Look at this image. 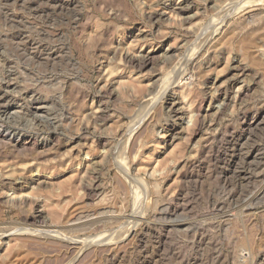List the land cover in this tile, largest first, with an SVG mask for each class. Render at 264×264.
<instances>
[{
    "label": "rangeland",
    "instance_id": "obj_1",
    "mask_svg": "<svg viewBox=\"0 0 264 264\" xmlns=\"http://www.w3.org/2000/svg\"><path fill=\"white\" fill-rule=\"evenodd\" d=\"M12 1L0 0V87L15 105L0 110V264H264V5L213 32L206 10L241 0ZM165 1L191 10L158 16ZM142 56L154 62L139 69Z\"/></svg>",
    "mask_w": 264,
    "mask_h": 264
},
{
    "label": "bare ground",
    "instance_id": "obj_2",
    "mask_svg": "<svg viewBox=\"0 0 264 264\" xmlns=\"http://www.w3.org/2000/svg\"><path fill=\"white\" fill-rule=\"evenodd\" d=\"M15 0H13L12 2H14ZM22 2H23V0H21ZM42 1V0H41ZM63 0H52V3H53V6L52 7H54V8H58V7H60L59 6V3L60 2H62ZM240 1V0H239ZM6 2V1H5ZM8 2V1H7ZM43 2V1H42ZM66 3V2H65ZM62 4V3H61ZM60 4V5H61ZM162 5H163V9H164V11H163V13H162V15H158V16H163V15H165V14H167V12H169V13H173V14H175V16H185L186 14H188L189 13V11L191 10V4H188V3H183V4H180V7L179 8H174V6H173V4H172V2L171 1H165V2H162ZM262 6V5H264V0H241L240 2H238L237 3V1L235 2V3H233V4H231L230 5V7L228 8V9H220V10H216V11H214V9L211 11V10H209V9H207L206 11H207V13H208V15H210L209 16V21L207 22L208 23V25H207V27L205 26V28L204 29H213L214 31L213 32H218L220 29H222V27H224L225 26V24H226V22H227V20H228V17L229 16H231L230 14H229V11L230 10H232V9H234V8H236V9H238L237 10V12H239V14L240 13H242V14H244V13H246V12H248V11H250V9H252L253 10V8L254 7H256V6ZM51 7V8H52ZM62 7V6H61ZM60 7V8H61ZM227 7V6H226ZM263 7V6H262ZM53 8V9H54ZM62 9V8H61ZM64 9V8H63ZM235 9V10H236ZM236 11H234L233 12V14L235 13ZM160 13V12H159ZM158 13V14H159ZM204 13V12H203ZM69 15V14H68ZM153 15V14H152ZM151 15V16H152ZM235 15H236V13H235ZM237 15H238V13H237ZM246 16V15H245ZM242 17V16H241ZM181 19V18H180ZM182 19L184 20V21H186V20H189L190 18L189 17H182ZM181 19V20H182ZM154 20H155V18H154ZM156 20H157V18H156ZM11 21V20H10ZM157 21H159V20H157ZM189 23V22H188ZM190 24V23H189ZM18 28V27H17ZM201 28V27H200ZM187 29H191V28H187ZM187 31V30H186ZM213 32H211V34L213 33ZM208 33V32H207ZM206 33V34H207ZM210 34V33H209ZM210 34V35H211ZM193 35V34H192ZM23 36V35H22ZM188 36V35H187ZM207 36V35H206ZM205 36V37H206ZM209 36V35H208ZM193 37H195V36H193ZM192 37V38H193ZM201 37V36H200ZM205 37H204V39H205ZM189 38V37H188ZM210 38V37H209ZM10 39V38H9ZM29 39V38H28ZM187 39V38H186ZM203 39V38H202ZM201 39V40H202ZM11 40V39H10ZM25 40V39H24ZM192 40V39H191ZM208 40V39H207ZM206 40V41H207ZM184 41H186V40H184ZM199 41V40H198ZM205 41V40H204ZM205 41V42H206ZM11 42V41H10ZM205 42H202V43H200V42H198V45L197 46H195V44H191V47H192V49H191V54L189 53V55H188V53H187V55L183 58V59H181V60H179L177 63H176V65H175V67L171 70V72L174 74V75H177L176 77L178 78V79H180V78H183V76H185V74L188 72V64H191L193 61H199L200 60V58H201V55H203V53H204V51L202 50L201 51V49L206 45H203ZM208 42V41H207ZM209 43V42H208ZM31 44H32V42H31ZM37 45V44H36ZM18 47H21V46H18ZM199 47V48H198ZM53 48V47H52ZM199 50H198V49ZM20 49V48H19ZM171 49V48H170ZM171 50H173V48L171 49ZM170 50V51H171ZM189 50V49H188ZM17 51V50H16ZM18 52V51H17ZM23 52V51H22ZM206 52H208V51H206ZM31 54V53H30ZM144 56V55H143ZM141 57L140 58V60L138 61H135L134 60V65H136L139 69H142V68H144V67H146V66H148V65H150L151 63H153L154 61V58L153 57H149V56H145V57ZM204 56H207V55H204ZM155 57V56H154ZM205 58V57H204ZM51 59V58H50ZM135 59V58H134ZM48 60V59H47ZM131 60V59H130ZM129 60V61H130ZM206 60V59H205ZM38 61V60H37ZM54 61V60H53ZM133 61V60H132ZM131 61V62H132ZM153 61V62H152ZM201 61V60H200ZM30 62V61H29ZM194 63V62H193ZM208 63H209V61H208ZM14 64V63H13ZM40 64V63H39ZM10 65V64H9ZM194 65V64H193ZM209 65V64H208ZM197 66V65H196ZM238 69L240 70V72H242V73H245V69L244 68H241V67H239L238 66ZM170 72V73H171ZM173 79V78H172ZM174 85V84H173ZM2 87V86H1ZM1 87H0V110L2 111V115H5V114H7V113H9L14 107H15V105L14 104H11L10 102H9V100H13L12 98V96H11V94L7 91V90H4L3 88L1 89ZM248 90L247 89H245L244 90V92H247ZM158 92H160V91H158ZM249 92V91H248ZM152 94V93H151ZM154 94V93H153ZM247 94V93H246ZM153 96V95H152ZM156 95L154 94V96L153 97H149V99H148V101H146V102H149V105H155V103H156V98L157 97H155ZM243 96V95H242ZM9 99V100H8ZM8 100V101H7ZM146 105H148V104H146ZM161 105H163V106H167L168 108H170L169 110H170V112L171 111H176V109H175V102H174V100L172 101L171 99H168V98H165V99H163V101H161ZM149 107V106H148ZM166 108V107H165ZM167 112V111H166ZM175 113V112H174ZM176 113H177V111H176ZM104 115V114H103ZM100 117V116H99ZM254 122V121H253ZM175 128V127H174ZM14 135V134H13ZM13 137V136H12ZM17 141H18V143H22V142H24V141H26L27 139H22L21 137H18V138H15ZM129 141V140H128ZM32 142V140L30 141V140H27L26 141V143H31ZM34 142V141H33ZM35 146H36V143H35ZM18 148V147H17ZM116 156V155H115ZM118 156V155H117ZM127 161H128V159H127ZM131 165V164H130ZM126 167V166H125ZM129 167V166H128ZM127 168V167H126ZM130 168V167H129ZM99 172V171H98ZM97 172V173H98ZM128 172H129V170H128ZM96 173V174H97ZM94 174V173H93ZM126 176H128V175H126ZM125 179V178H124ZM16 182V181H15ZM96 186V185H95ZM98 188V187H97ZM96 188V189H97ZM263 193V192H262ZM257 194H259V193H257ZM90 195H92V193L90 194ZM93 196V195H92ZM102 210V209H101ZM38 212V211H37ZM38 214V213H37ZM36 218H38V217H36ZM40 218H41V215H40ZM42 219V218H41ZM135 219V218H134ZM38 221H41L40 219L38 220ZM34 222V221H33ZM36 222V221H35ZM32 223V222H31ZM37 223V222H36ZM133 224V223H132ZM131 225V224H130ZM89 226V225H88ZM38 227V226H37ZM41 227V226H40ZM52 225L50 226V227H48V226H43L42 225V227H41V229H43V230H41V231H44V232H40V233H55L56 235H54V236H51V237H49L48 239H51V241H54V242H56V243H62V241H64V240H66L63 236H66V238L68 237V232L67 231H65V230H62L61 229V227L59 228V229H57V228H55L54 226L52 227ZM64 227H66V226H64ZM63 227V228H64ZM68 227V226H67ZM39 228V227H38ZM84 228V227H83ZM66 229V228H65ZM88 229V228H87ZM74 230V229H73ZM122 230H124V229H122ZM85 231H87V230H85ZM37 232V231H36ZM35 232V233H36ZM78 232V231H77ZM76 232V233H77ZM81 232V231H80ZM34 233V234H35ZM130 233H131V235H132V233H133V231L131 232L130 230L129 231H127V236L128 235H130ZM124 234V233H123ZM39 236H40V234H38ZM70 235V234H69ZM84 235V234H83ZM122 235V234H121ZM75 236V235H74ZM103 236V235H102ZM126 236V235H125ZM126 236V237H127ZM45 237H47V235L45 236ZM79 237V236H78ZM113 238V237H112ZM117 238V237H116ZM111 239V238H110ZM114 241V240H113ZM84 242H86V241H84ZM82 243L81 245H83V244H85V243ZM88 242V241H87ZM22 243V242H21ZM112 244V243H111ZM76 245H78V244H76ZM24 246V245H23ZM83 247V246H82ZM55 249V248H54ZM75 249H77V248H75ZM78 249L80 250L81 249V246L80 247H78ZM54 251V250H53ZM56 251V250H55ZM54 251V252H55ZM80 253V252H79ZM76 255V254H75ZM71 262V261H70ZM69 264V263H68Z\"/></svg>",
    "mask_w": 264,
    "mask_h": 264
}]
</instances>
